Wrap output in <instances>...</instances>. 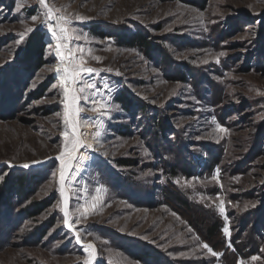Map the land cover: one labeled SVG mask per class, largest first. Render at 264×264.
Listing matches in <instances>:
<instances>
[{"label": "rangeland", "instance_id": "1", "mask_svg": "<svg viewBox=\"0 0 264 264\" xmlns=\"http://www.w3.org/2000/svg\"><path fill=\"white\" fill-rule=\"evenodd\" d=\"M48 2L97 69L79 85H96L77 117L92 147L62 196L66 97L46 10L0 0V264H83L89 243L92 264H264V0ZM136 31L148 48L121 38Z\"/></svg>", "mask_w": 264, "mask_h": 264}, {"label": "snow or ice", "instance_id": "2", "mask_svg": "<svg viewBox=\"0 0 264 264\" xmlns=\"http://www.w3.org/2000/svg\"><path fill=\"white\" fill-rule=\"evenodd\" d=\"M38 3L40 6H42L46 11L44 13V21L43 23L46 24L47 30L49 33H51L52 38L56 41V55L60 58L62 69H63V75L61 76V82L64 87V95L66 97L65 100V112H64V124L66 126V131L62 133V135L65 136V144L63 145V150L59 153L57 156V159L61 163L60 168V184H61V195L64 196V183H65V173L66 171L70 174L74 165L73 161L77 159V155L79 152V149L81 147H92L91 144L87 143L86 139L83 138V133L79 131L80 124L77 121V117L81 112H83L85 109L82 107H79V101L81 99L88 100L90 99L87 96H84L83 93L86 90L89 89H96V85L94 83H87L84 84L82 87L79 86L80 82L82 81V78L85 74L88 73H96L97 69L88 67L87 61L84 57V51L79 46L76 47V49H73L71 44L73 39L78 38L73 36L74 29H71L69 27L70 20L67 15L61 14V9L55 8L54 6H50L48 0H38ZM20 3L19 0H17V11L20 10ZM32 21H37V16L31 17ZM33 31L32 28H28L25 33H21V40H23L24 36L27 35L28 32ZM20 41H17L19 43ZM91 50H89L90 53ZM79 53V55H77ZM220 55H223V53H220ZM96 61H100V57L95 56L93 57ZM57 71H61L60 68L57 69ZM71 82V83H70ZM71 85H76V87H72ZM107 87V85H105ZM92 104V111L96 113H100L103 115H108L107 111V105L102 101H96L91 100ZM59 115V114H58ZM86 123V122H85ZM70 126L71 132L69 133L67 131V127ZM102 127V124H101ZM217 128L224 132L227 131L226 129L220 127L217 125ZM95 135L98 137L100 135V132L97 131ZM79 159H84L83 156H79ZM29 164H24L23 167L27 168L29 167ZM219 173V169H217V174ZM97 193L101 191V189L96 190ZM68 197L65 196L64 198V204L67 208L68 205ZM94 200H98V197H94ZM92 208L95 207V204L93 203L91 205ZM220 213L223 215L225 212V209L223 207V202L221 201V205L219 207ZM89 212V207H84L82 215H87ZM69 213L67 210L64 211V217H65V224L72 229L73 231H76L74 228V225L70 222L68 219ZM225 220H227V217L225 216ZM80 221L79 219L76 220V223L78 224ZM223 232L225 235H229V228L227 225L224 227ZM77 241L80 242V235L77 232L76 233ZM203 247L207 249L209 253L213 256L221 255L220 253H217L213 251L211 247L207 243L203 244ZM91 250V251H89ZM85 251L88 252V258L83 261V264H92V260L95 257V249L94 245L89 243L85 247ZM253 260L258 259V257H252ZM242 264V262H241Z\"/></svg>", "mask_w": 264, "mask_h": 264}, {"label": "trees", "instance_id": "3", "mask_svg": "<svg viewBox=\"0 0 264 264\" xmlns=\"http://www.w3.org/2000/svg\"><path fill=\"white\" fill-rule=\"evenodd\" d=\"M99 33L102 34V32H99ZM121 38H123V40L125 42L130 43V44L140 43V44H143L144 46H146L147 48L149 47L148 38L146 37V35H144L140 31H136L133 34H125V33L121 34ZM38 46H40V40H33L31 43V46H30L31 47L30 51H32V49H33V51L31 52L32 55L35 53V50L38 48ZM120 100L122 101V103L125 107H128L129 101H130L129 98H127L125 95H123L120 98ZM121 163L122 164H131L132 161L130 158H125V159H121ZM26 178H27V173L21 172V174L13 177L10 180L11 186L9 185L8 188L14 189L17 194H22L24 192V188H23L24 186L23 185L25 184ZM216 229H217V226L214 225V227L210 228V232H215Z\"/></svg>", "mask_w": 264, "mask_h": 264}, {"label": "bare ground", "instance_id": "4", "mask_svg": "<svg viewBox=\"0 0 264 264\" xmlns=\"http://www.w3.org/2000/svg\"><path fill=\"white\" fill-rule=\"evenodd\" d=\"M47 33L50 35V37L52 38V36H51V33H49L48 32V30H47ZM53 41L56 43V41L53 39ZM54 53H55V55H56V48H54V51H53ZM56 57H57V60L55 61V63H56V67H57V69L58 68H60L61 69V71H57V73H58V75H59V77L61 78V76L63 75V73H62V64H61V60L59 59V57L56 55Z\"/></svg>", "mask_w": 264, "mask_h": 264}]
</instances>
